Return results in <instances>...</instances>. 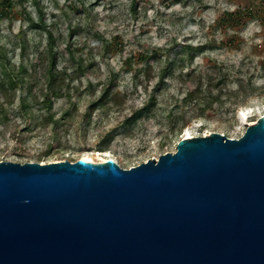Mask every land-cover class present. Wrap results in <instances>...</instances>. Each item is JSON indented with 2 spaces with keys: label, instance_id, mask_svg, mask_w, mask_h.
Listing matches in <instances>:
<instances>
[{
  "label": "rangeland",
  "instance_id": "obj_1",
  "mask_svg": "<svg viewBox=\"0 0 264 264\" xmlns=\"http://www.w3.org/2000/svg\"><path fill=\"white\" fill-rule=\"evenodd\" d=\"M11 1L9 14L0 16V45L9 59L7 70H17L23 60L29 72L27 87L39 100L47 45L52 40L56 68L69 83V96L52 97V119L48 110H36L34 126L24 130L22 143L11 137L14 124L25 125L17 115L18 98L7 101L9 117L0 124V159L73 160L88 154L97 161L99 153H109L128 167L173 150L186 129L193 135L219 131L236 137L245 128L238 122V111L251 109L253 121L264 111V16L246 18L237 30L217 24L223 11L250 0ZM232 34L235 41L229 43ZM105 39L115 45L111 42L105 49ZM67 42L77 47V55L83 57L80 62L90 65L86 73L77 70L66 51ZM141 53L149 56L148 62L137 60ZM168 59L175 60L160 81L158 67ZM218 69L223 79L220 86L239 90L229 100L235 103L213 102L208 107L182 101L184 92L196 82L203 88L209 86ZM238 83L246 90H240ZM106 87L111 89L103 104H89ZM151 90L156 98L149 112L126 124L125 118ZM201 109H205L203 114ZM107 131L111 139L98 150L96 143Z\"/></svg>",
  "mask_w": 264,
  "mask_h": 264
},
{
  "label": "water",
  "instance_id": "obj_2",
  "mask_svg": "<svg viewBox=\"0 0 264 264\" xmlns=\"http://www.w3.org/2000/svg\"><path fill=\"white\" fill-rule=\"evenodd\" d=\"M0 264H264V113L128 167L0 159Z\"/></svg>",
  "mask_w": 264,
  "mask_h": 264
},
{
  "label": "trees",
  "instance_id": "obj_3",
  "mask_svg": "<svg viewBox=\"0 0 264 264\" xmlns=\"http://www.w3.org/2000/svg\"><path fill=\"white\" fill-rule=\"evenodd\" d=\"M13 6V2L11 0H0V16H7L9 11ZM264 16V0H250L248 3H244L241 5H237V7L223 11L219 17L217 18V24L221 25L224 28H231L232 30H237L241 25L245 23L246 18H262ZM234 34L230 35L227 40L230 42L235 41ZM110 42V43H108ZM111 42L115 45V41L105 39V49L107 46H111ZM119 43V41H118ZM66 51L70 58L75 62L77 70L84 74L87 72V69L90 65H83L80 62L82 60V55H77V47H73L70 42L65 44ZM56 51L54 48L53 41H49L47 45V64L44 70V80L42 86L40 88L39 100H36L33 97V93H31V88L27 87L29 79H28V68L24 65L23 60L20 62L18 69L10 72L7 70L8 58L6 56V50L3 46L0 45V69H1V78H0V92L2 94V100H0V124L5 123L6 119L9 117V113L5 106L7 101L12 102L16 96L18 98L17 101V115L21 120L25 122L23 127L18 126V124H14L11 130V137L17 143H22L26 137V133L24 130H28V128H32L31 121L34 118L35 112L38 109H46L49 111L48 118L52 119L53 113L51 111L53 98L62 95L69 96V83L65 82L63 73L60 72L56 68ZM148 55L146 53H141L137 60H145L148 62ZM85 60V59H84ZM175 59L171 61L168 59L167 62L161 64L158 67L157 77L162 81L164 75L169 70L170 65L174 62ZM131 63V60H128ZM132 64V63H131ZM220 69H218L216 76L214 77L212 83L209 86L202 87V83L196 82L193 89H188L184 92L182 96V101L184 103H193L199 104L202 106H211L213 102H217L220 105L226 104L227 100L236 96L238 93L237 90H227L226 88L220 86V82H222V76L219 75ZM239 82V81H238ZM239 85L240 90H246L243 85ZM248 87H251V83H247ZM243 87V88H241ZM18 89L19 93L16 95V90ZM65 90L66 93H62V90ZM110 87H106L100 95L90 101L89 104L95 103L102 105L105 97L110 94ZM216 90L215 93L213 90ZM147 90V89H146ZM251 91V90H250ZM252 92V91H251ZM245 94V93H244ZM216 95V98H215ZM155 92L151 90L148 92L147 97L143 101L142 105L138 108L133 109L132 113L125 118V123L134 122L137 118L141 117L143 114L148 113L151 106L155 103ZM230 103H235L236 101H229ZM205 109H201L200 114H203ZM171 118V115L169 114ZM56 121H54L55 124ZM173 122V126L175 124L174 118L170 119V123ZM29 125H26V124ZM181 127L178 128L180 130ZM53 136L57 137L56 129L53 127ZM111 132H105L97 141L96 148L98 150L104 149L111 139ZM164 144V141H161V145ZM72 160V159H70Z\"/></svg>",
  "mask_w": 264,
  "mask_h": 264
},
{
  "label": "bare ground",
  "instance_id": "obj_4",
  "mask_svg": "<svg viewBox=\"0 0 264 264\" xmlns=\"http://www.w3.org/2000/svg\"><path fill=\"white\" fill-rule=\"evenodd\" d=\"M249 112H251V109H247V110L242 109L237 112L238 122L241 124L242 127H245L247 124L254 122L253 120L249 119ZM261 113H264V111L258 112L257 116L260 115ZM204 134H207V133H204ZM182 136L191 137L193 136V134L188 129H186ZM98 155L99 156L96 157L97 161H103L105 160L106 157H111L109 153H99ZM81 157H83L87 161H96L94 160V158L90 157L88 154H83L81 155Z\"/></svg>",
  "mask_w": 264,
  "mask_h": 264
},
{
  "label": "built area",
  "instance_id": "obj_5",
  "mask_svg": "<svg viewBox=\"0 0 264 264\" xmlns=\"http://www.w3.org/2000/svg\"><path fill=\"white\" fill-rule=\"evenodd\" d=\"M237 137V136H236Z\"/></svg>",
  "mask_w": 264,
  "mask_h": 264
}]
</instances>
